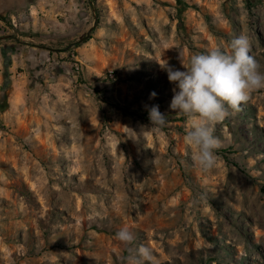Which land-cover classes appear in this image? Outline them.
<instances>
[{
    "label": "rangeland",
    "instance_id": "374dc122",
    "mask_svg": "<svg viewBox=\"0 0 264 264\" xmlns=\"http://www.w3.org/2000/svg\"><path fill=\"white\" fill-rule=\"evenodd\" d=\"M6 1L44 14L58 0ZM71 1L81 22L49 50L6 39L21 33L1 19L14 53L0 87V264H264V89L214 125L221 147L203 172L163 67L230 54L245 34L264 72V0ZM146 105L165 126L150 128Z\"/></svg>",
    "mask_w": 264,
    "mask_h": 264
},
{
    "label": "clouds",
    "instance_id": "9594fccd",
    "mask_svg": "<svg viewBox=\"0 0 264 264\" xmlns=\"http://www.w3.org/2000/svg\"><path fill=\"white\" fill-rule=\"evenodd\" d=\"M250 40L241 34L231 42V53L215 48L193 55L184 70L165 64L168 79L174 83L169 109L188 117L185 142L194 150V160L203 172L216 167V150L220 140L214 136V125L223 121L228 109L239 111L243 102L257 90L264 89V72L256 59L250 55ZM149 94V99L156 97ZM151 124L159 128L167 123L165 114L158 105L145 106ZM116 237L123 244H131L133 233L121 228ZM143 258L149 257V250L139 249Z\"/></svg>",
    "mask_w": 264,
    "mask_h": 264
},
{
    "label": "crops",
    "instance_id": "0c3cea01",
    "mask_svg": "<svg viewBox=\"0 0 264 264\" xmlns=\"http://www.w3.org/2000/svg\"><path fill=\"white\" fill-rule=\"evenodd\" d=\"M67 4V5H66ZM53 8L46 10L44 14H39L37 10L32 12V8L27 12H14L16 7L7 3L6 0L0 1V26L2 25L1 19H7L10 24L15 27L18 33H21L19 39H24V34L39 35L40 38H49L55 35H66L72 31L74 26L81 22V16L78 15L76 4L71 0H58L51 2ZM56 15H61L57 18ZM74 23L75 25H73ZM80 27V26H79ZM79 27H76L79 28ZM78 30V29H77ZM2 45H0L1 47ZM13 54L11 57V73L19 67V62L14 59ZM2 74L0 73V87Z\"/></svg>",
    "mask_w": 264,
    "mask_h": 264
},
{
    "label": "trees",
    "instance_id": "16d2710c",
    "mask_svg": "<svg viewBox=\"0 0 264 264\" xmlns=\"http://www.w3.org/2000/svg\"><path fill=\"white\" fill-rule=\"evenodd\" d=\"M19 36L18 34H15L14 36H6L5 38L14 42V43H18V44H28L30 46H34L40 49H47L49 50V48H47L45 45L47 43H55V40H51V39H45V38H38L36 40L35 43H33V41H31V37L29 38L30 40L27 42H22L19 40ZM88 39H90V36L84 35L80 38H78L77 40H75L74 42L68 43L64 45V50L69 51V50H73L77 47H79L81 44H83L84 42H86ZM1 55H2V70H1V74H2V90H4L8 85H9V73H8V68L10 65V56L8 55L9 53H14V49L13 48H8L6 46H3L0 49Z\"/></svg>",
    "mask_w": 264,
    "mask_h": 264
},
{
    "label": "built area",
    "instance_id": "2783aa9c",
    "mask_svg": "<svg viewBox=\"0 0 264 264\" xmlns=\"http://www.w3.org/2000/svg\"><path fill=\"white\" fill-rule=\"evenodd\" d=\"M76 69H78V68L76 67Z\"/></svg>",
    "mask_w": 264,
    "mask_h": 264
}]
</instances>
